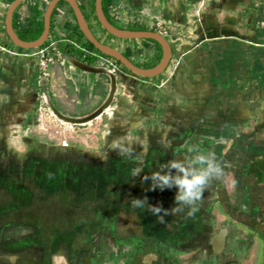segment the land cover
<instances>
[{"label": "crops", "instance_id": "0c3cea01", "mask_svg": "<svg viewBox=\"0 0 264 264\" xmlns=\"http://www.w3.org/2000/svg\"><path fill=\"white\" fill-rule=\"evenodd\" d=\"M77 1L88 7L92 0ZM134 1L118 0L111 20L122 31L162 33L171 45L170 64L154 79L121 66L110 111L81 128L70 148L62 149L35 134L39 97L49 96L67 117L84 118L103 106L111 80L86 73L68 60L49 63L40 79L39 59L33 56L38 49L24 50L10 40L6 18L12 0H0L2 162L13 160L21 177L26 165L42 166L38 172L45 177L47 161L65 153L85 167L103 162L126 167L133 184L124 189L127 220L130 227L137 225L140 235L131 228L133 234L121 240L118 215H110L115 228L113 248L107 252L114 256L109 258L126 253L132 264L150 253L177 264H264V1L157 0L151 5V22L130 24L125 19L135 20L132 15L145 10ZM50 2L24 0L13 16L16 35H25L28 28L36 33ZM55 10L42 48L54 43L66 59L82 63L83 56L67 54L79 35L70 6L58 4ZM90 23L98 41L123 55L129 52L135 64L150 65L151 70L161 63L163 49L157 64L161 51L147 40H120ZM189 147L214 153L223 169L210 181L196 210L182 206L183 211L170 212L161 223L147 206L133 207V198L144 197L164 209L180 206L174 205L176 188L151 190L145 178L167 170L172 160L194 155ZM221 232L223 239L218 237ZM95 236L101 245L107 242Z\"/></svg>", "mask_w": 264, "mask_h": 264}, {"label": "rangeland", "instance_id": "374dc122", "mask_svg": "<svg viewBox=\"0 0 264 264\" xmlns=\"http://www.w3.org/2000/svg\"><path fill=\"white\" fill-rule=\"evenodd\" d=\"M155 1L157 0H143V3L140 0L134 1L137 7L145 5V10L143 13L132 15L131 18L135 20H131L129 17L125 21L130 24L133 22L137 24L138 20L144 23L151 22L155 10L151 5ZM113 24L115 27H119L114 22ZM74 52L78 59L82 58L83 53L80 50L76 49ZM88 62L91 65L97 63L94 59H90ZM103 163V165H107L105 162ZM7 165V163L1 164V171L4 175L8 172ZM52 166L47 165L45 177L42 175V170L38 172V169L42 168L40 165L36 168L32 166L34 175L32 181L25 178L24 175L21 177L22 184L23 181H27L32 185L30 190L34 194L32 198L34 204L25 211L19 210L21 209L19 208V211L14 212L13 203L18 200L17 198L12 199L9 188L11 185H5L0 193V264H41V255L37 251L40 242L47 241L48 248L55 242L64 245L67 243L66 237L69 235L73 238L69 245L75 251L76 256L70 261L71 253L67 249L66 253H51L48 264H129V257L126 253V255L122 253L121 257L116 259L109 258L111 254L107 253L109 247H104L98 241L93 244L89 237L90 225L93 224L94 230L97 232L101 227L98 228L95 224L99 217L100 221L106 222L113 213H116L119 218L116 229L117 236L121 240L129 238L133 233L140 235L137 225L133 228L130 227L124 205V189L133 185L126 172L128 169L119 164L105 171L85 167L86 171L81 173L82 178L76 180L77 177L72 175L71 170H64L65 168L59 163ZM25 169L31 170V166L26 165ZM9 174L11 175L12 172ZM114 176H116V181ZM100 181L104 186L108 185V190L104 189L105 192L103 191L104 197H102ZM113 191L115 194H111ZM100 196L105 201L98 202ZM22 198L25 201L28 197L21 194L20 199L22 200ZM131 228L133 233H131ZM34 233L39 234L36 239H40V242L33 243L36 247L33 246L29 252L18 253L6 247V241L9 238L17 239L18 235L22 237ZM102 244L108 246L107 242ZM90 251L93 253L89 254ZM132 264H168V262L150 253H143Z\"/></svg>", "mask_w": 264, "mask_h": 264}, {"label": "water", "instance_id": "95a60500", "mask_svg": "<svg viewBox=\"0 0 264 264\" xmlns=\"http://www.w3.org/2000/svg\"><path fill=\"white\" fill-rule=\"evenodd\" d=\"M103 0H96L95 2V9H96V17L98 19L99 24L101 27L112 37L120 39V40H152L160 44L163 49V59L161 63L154 69L145 70L136 67L132 64L121 52L117 51L114 48H111L100 41L94 36L93 32L91 31L86 18L82 12V9L79 5L77 0H52L47 8V11L44 16V31L41 37L31 43H26L21 41L18 36L16 35L13 29V16L18 9V7L24 2V0H15L12 2L7 18H6V31L7 35L9 36L10 40L19 48L24 50H36L42 48L46 42L48 41L50 35V28H51V21L52 16L55 8L58 6L60 2L67 3L71 10L74 13L76 18L78 27L86 40L94 46L96 51L100 54L107 56L115 61L119 62L125 69L130 71L131 73L140 76L146 79H154L160 75H162L166 69L168 68L171 58H172V49L170 43L163 37L160 33L157 32H127L122 31L115 26H113L106 18L104 11H103ZM69 63H71L76 68L94 75H106L111 80V88L103 106L93 113L90 116L84 118H71L63 115L60 111L56 109L53 105L49 96H45L47 105L49 107L50 112L62 123L64 124H71L76 126H87L88 124L93 123L94 121L98 120L102 117L105 113L109 112L116 96L117 88H118V81L116 75L110 73L107 69L101 67H92L86 64H83L72 57H67ZM224 232H221L218 237L223 239ZM216 237V238H218Z\"/></svg>", "mask_w": 264, "mask_h": 264}, {"label": "clouds", "instance_id": "9594fccd", "mask_svg": "<svg viewBox=\"0 0 264 264\" xmlns=\"http://www.w3.org/2000/svg\"><path fill=\"white\" fill-rule=\"evenodd\" d=\"M188 152L195 154L183 161L172 160L166 166L167 170L161 169L145 178L151 181V190L176 188L174 205L180 206L164 209L160 205L149 204L147 197H144L143 199L133 198V207L147 206V211L157 216L161 223L164 222V216L169 215L170 212L183 211L182 206H189L192 211H195V205L201 200L210 181L218 177L223 169L212 152H205L197 147H189Z\"/></svg>", "mask_w": 264, "mask_h": 264}, {"label": "flooded vegetation", "instance_id": "af4514ba", "mask_svg": "<svg viewBox=\"0 0 264 264\" xmlns=\"http://www.w3.org/2000/svg\"><path fill=\"white\" fill-rule=\"evenodd\" d=\"M2 150L0 148V193L3 191V189L5 188V185L7 186L8 184L11 185V187L9 186V188L11 189L10 193L12 194V199L14 200L15 198H17L18 202H14L13 206L14 207V212L19 211V210H26L27 208H30L33 204H34V199L33 196L34 194H32L30 188H32V185H30L27 181H23V184L21 183L20 179L21 176L19 175V170L17 165H14L13 160L8 162V172L7 174H3V171H1V164L2 162ZM61 161V162H59ZM57 163H59L60 165H62L65 169L64 170H71L70 172H72V175L76 176L77 179L79 180V178H82V174L84 171H86L85 166H83L81 163L77 162L75 160V158H72L69 156V154H63V155H57L55 158H53L52 161H47V165L49 166H55ZM31 166V165H30ZM52 166V167H53ZM123 166V165H122ZM29 167V165H28ZM34 167V166H33ZM110 167H112L111 165H103V164H99V165H95L92 166V169H100L102 171H105L106 169H110ZM87 168H91V167H87ZM32 166H31V170H24V177L28 178L29 180H33L34 175L32 173ZM12 172V174L10 175L9 173ZM82 173V174H81ZM68 177V175H67ZM31 178V179H30ZM8 188V189H9ZM23 194L24 196H27L28 198L24 201L22 198V200L20 199V195ZM114 194V191L111 193ZM46 202V201H45ZM44 203V202H43ZM21 208V209H19ZM19 209V210H18ZM95 224H97L98 228L99 226H101L103 229H100L96 232L94 229V225H90V239L92 238V243L95 242V240H93V237H96L95 235H102V237L107 240L108 246H105V244H103L104 247H109V249L113 248V244L111 242L112 240V231L115 228L114 222H113V218H109L107 219V221L103 222H99L97 221ZM101 230V231H100ZM36 236L39 237V234H28L25 236L20 237L18 235L17 239H8L7 245L6 247L8 249H12V251L14 252H29L30 249H33V246H35V242H40V239H36ZM73 239V238H72ZM45 240V239H44ZM47 240V239H46ZM72 240H67L66 244H60L59 242H55L54 245L50 246L48 248L47 246V241H43L40 242V246L37 247V251L38 253H40L41 255V264H48L51 253H66V251L68 250L71 253V259L70 261H72V258L75 257V251L72 250V247L69 245V243H71ZM106 243V241L104 242ZM94 244V243H93ZM63 245V246H62ZM36 247V246H35ZM67 249V250H66ZM93 252L90 251L89 254H92ZM114 253H112L111 255H113ZM119 254V253H118ZM110 255V256H111ZM116 259V257L114 258ZM175 262V261H174ZM173 261H168V264H177V262L174 263ZM94 264V263H91Z\"/></svg>", "mask_w": 264, "mask_h": 264}, {"label": "built area", "instance_id": "2783aa9c", "mask_svg": "<svg viewBox=\"0 0 264 264\" xmlns=\"http://www.w3.org/2000/svg\"><path fill=\"white\" fill-rule=\"evenodd\" d=\"M264 1V0H257ZM264 29V22L260 24ZM162 36L163 34L160 33ZM75 47L80 50L85 56L90 55L99 63V67L107 69L110 73L117 75L120 72L121 66L117 61L100 54L98 51L88 52L82 49L79 45ZM33 56L39 59L40 79L46 76L45 72L49 63L57 61L62 65L67 61L64 55L56 48V45L50 44L47 47L40 48ZM89 124L87 126H91ZM86 126H76L64 124L60 122L49 110L45 96L39 97L38 107L36 109V124L35 134L42 140L51 144L58 145L62 149H69L72 144L73 135L77 134L81 128Z\"/></svg>", "mask_w": 264, "mask_h": 264}, {"label": "trees", "instance_id": "16d2710c", "mask_svg": "<svg viewBox=\"0 0 264 264\" xmlns=\"http://www.w3.org/2000/svg\"><path fill=\"white\" fill-rule=\"evenodd\" d=\"M13 1H15V0H12V2H13ZM50 1H52V0H50ZM95 2H96V0H92V1L89 3L88 7L84 6L82 3H79V5H80V7H81V9H82V12H83V14H84V16H85V18H86V21H87V23H88V25H89L91 31H93V26L91 25L90 20H93L98 26L101 27V25L99 24L98 19H97V17H96ZM117 2H118V0H103V1H102L104 14H105L107 20H108L112 25H113V21L111 20L110 12H111V10L116 6ZM59 4H60V5H67V3H65V2H60ZM71 13H72V15L74 16V13H73L72 10H71ZM55 15H56V10H54V12H53L52 21H53ZM74 18H75V16H74ZM75 20H76V18H75ZM113 26H114V25H113ZM77 28H78V34H79V35H78V39H76V41H75V44H76V45H79L82 49H84V50H86V51H88V52H94V51H96V49L94 48V46H93L92 44H90V43L86 40V38L84 37V35H83L82 32L80 31L78 25H77ZM101 28H102V27H101ZM102 29H103V28H102ZM43 31H44V23L42 22L41 25H40V29H39L36 33L31 34V30L28 28V29L25 30L26 34H25V35L18 34V38H19L21 41L26 42V43L35 42V41H37V40L40 38V36L42 35ZM103 31H105V30L103 29ZM132 31H136V30L133 29ZM144 31H147V30H144ZM105 32H106V31H105ZM151 32H155V29L151 30ZM146 42L155 45V46L161 51V56H160V58H158L157 64L160 63L161 58H162V47L160 46V44H158L157 42L152 41V40H147ZM45 46H46V44H45ZM76 49H77V48L75 47V45L70 44L69 47L67 48V54H68V55H72V53H74V51H76ZM84 56H85V55L83 54V57H84ZM124 56H125V57H126V58H127L132 64H134V65H135L136 67H138V68H141V69H147V70L151 68L150 65H137V64H135V63L133 62V60L131 59V57H130V53H129V52L125 53ZM108 58H109V57H108ZM90 59H94V60H96L95 58L91 57L90 55H87V56L84 58V60H83L82 63H83V64H86V65H89V66H92V67H95L94 65H91V64L88 62V60H90ZM117 63H118V65L122 66L119 62H117ZM98 67H99V66H98ZM122 67H123V66H122ZM122 180H123V179H122ZM102 181H103V180H102ZM100 182H101V181H100ZM99 185H100V187H101V189H102V197H104V195H105V193H104V192H105L104 189H107V190H108V185L106 184V185L104 186V185L102 184V182H101ZM111 186H112V185H111ZM103 191H104V192H103ZM103 194H104V195H103ZM102 197L100 196V199L98 200V202L101 203V202L105 201V199H103ZM73 210H74V209H73ZM151 229H154V227H153V228L151 227Z\"/></svg>", "mask_w": 264, "mask_h": 264}]
</instances>
